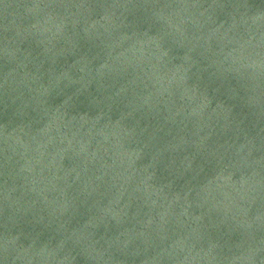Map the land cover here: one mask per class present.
<instances>
[{"label": "water", "instance_id": "95a60500", "mask_svg": "<svg viewBox=\"0 0 264 264\" xmlns=\"http://www.w3.org/2000/svg\"><path fill=\"white\" fill-rule=\"evenodd\" d=\"M0 264H264V0H0Z\"/></svg>", "mask_w": 264, "mask_h": 264}]
</instances>
